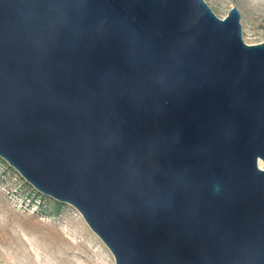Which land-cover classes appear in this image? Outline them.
Returning <instances> with one entry per match:
<instances>
[{
    "label": "water",
    "instance_id": "obj_1",
    "mask_svg": "<svg viewBox=\"0 0 264 264\" xmlns=\"http://www.w3.org/2000/svg\"><path fill=\"white\" fill-rule=\"evenodd\" d=\"M205 0H0V158L115 264H264V41Z\"/></svg>",
    "mask_w": 264,
    "mask_h": 264
},
{
    "label": "rangeland",
    "instance_id": "obj_2",
    "mask_svg": "<svg viewBox=\"0 0 264 264\" xmlns=\"http://www.w3.org/2000/svg\"><path fill=\"white\" fill-rule=\"evenodd\" d=\"M205 1L222 19L236 7L244 41H264V0ZM46 258L49 264H115L75 207L43 195L0 158V264H46Z\"/></svg>",
    "mask_w": 264,
    "mask_h": 264
},
{
    "label": "bare ground",
    "instance_id": "obj_3",
    "mask_svg": "<svg viewBox=\"0 0 264 264\" xmlns=\"http://www.w3.org/2000/svg\"><path fill=\"white\" fill-rule=\"evenodd\" d=\"M36 257H37V259H40L41 258L40 256H36ZM45 263L46 264H49V260H47V258L45 259ZM67 264H79V263H78L77 260H75V261L73 260V262L72 261L69 262V263L67 262Z\"/></svg>",
    "mask_w": 264,
    "mask_h": 264
}]
</instances>
